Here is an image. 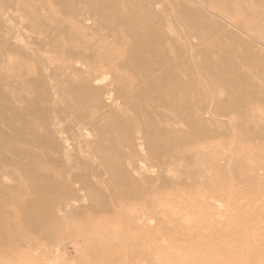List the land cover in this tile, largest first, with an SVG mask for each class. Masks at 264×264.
I'll list each match as a JSON object with an SVG mask.
<instances>
[{
  "label": "rangeland",
  "instance_id": "rangeland-1",
  "mask_svg": "<svg viewBox=\"0 0 264 264\" xmlns=\"http://www.w3.org/2000/svg\"><path fill=\"white\" fill-rule=\"evenodd\" d=\"M0 264H264V0H0Z\"/></svg>",
  "mask_w": 264,
  "mask_h": 264
},
{
  "label": "bare ground",
  "instance_id": "bare-ground-1",
  "mask_svg": "<svg viewBox=\"0 0 264 264\" xmlns=\"http://www.w3.org/2000/svg\"><path fill=\"white\" fill-rule=\"evenodd\" d=\"M261 115V114H260ZM262 116V115H261Z\"/></svg>",
  "mask_w": 264,
  "mask_h": 264
}]
</instances>
